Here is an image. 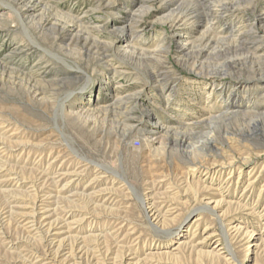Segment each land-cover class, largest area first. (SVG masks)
<instances>
[{
  "label": "rangeland",
  "instance_id": "1",
  "mask_svg": "<svg viewBox=\"0 0 264 264\" xmlns=\"http://www.w3.org/2000/svg\"><path fill=\"white\" fill-rule=\"evenodd\" d=\"M162 1L0 0V264H264V0L202 56Z\"/></svg>",
  "mask_w": 264,
  "mask_h": 264
},
{
  "label": "bare ground",
  "instance_id": "2",
  "mask_svg": "<svg viewBox=\"0 0 264 264\" xmlns=\"http://www.w3.org/2000/svg\"><path fill=\"white\" fill-rule=\"evenodd\" d=\"M15 1L20 2L21 6L23 5V7H25V8H29V6L31 4H33L32 3L33 0H15ZM154 1H157V0H154ZM158 1H160V0H158ZM199 1H201L200 4L202 6L201 5L200 6H201L202 11L197 13V14H196V12H192V13L187 12L186 14L185 13H178L181 6H179L177 11H175V9L171 10L173 13V15H172V23L173 24L172 25H175L174 27H177V29L173 33H174V36L177 38L174 40H177V42H176L177 47L176 48L179 51L178 53L184 52V51L188 52V51H192L194 49H197V55L202 56L204 54V50L209 48L208 46L210 45V43H213L212 41L214 39H216V44L218 45V43L220 42V40H219L220 38L218 39L217 36L216 37L214 36L215 37L214 38L210 32L213 31V33H214V30H216V28L213 27L214 24L216 23V21H218V20L220 21L221 19H227V17L230 18V20H229L231 22L230 27L234 28V30H235L233 35L230 37L231 39H228L229 44L231 46L233 45V46H236L237 48H239L240 46L244 47L246 45V42L249 39H252L250 34L251 33L254 34V31L257 33V31H256L257 28L249 26L248 24L246 25V22H247L246 19H248L250 15H248L245 12H242L243 11L242 9H241L242 11L237 10V8L235 6L229 7L228 6L229 4L227 2L224 3L226 0H223V1L222 0H199ZM176 2H178V1L177 0H163L162 2H160V4L165 5L167 7V9L168 8L171 9L173 6L176 5L175 4ZM135 12L138 13L137 10L134 12L130 11V14L125 16L124 24L115 25L114 23H112V24L109 23V25L103 27V30H107V31L111 32L112 34H114L116 36V38L123 39L124 44L128 47L130 52L134 51V49L132 47V42L134 39L128 38L126 35V32H127V30H130V28L134 24H136L135 23V17H137V14ZM252 12L255 14V12L253 10H252ZM27 13H28V10L25 11V15ZM227 14H229V15H227ZM186 23H189V25L191 27L187 26ZM200 25H202V28H203L202 30H204V32L202 33V36L201 37L192 36L193 34H195V32H199V26ZM182 26L184 28H181ZM130 32H131V30H130ZM248 35H250V37H247ZM228 37H229V35H228ZM188 40H190V42ZM223 41H225V40L223 39ZM214 42H215V40H214ZM242 47H241V49H242ZM124 52H126V51H124ZM193 52H195V51H193ZM215 75L222 76V75L217 74V73H211L212 77ZM138 103H139V101L136 100L135 98L128 99V104L135 105ZM228 106L230 107V109L225 114H230V113L231 114H237L236 112L241 111V109H246V107L241 102H238V101L236 103L234 102L232 104H229ZM229 111H231V112H229ZM147 123H148V126L150 125L149 126V128L151 130L150 132L154 136L160 135V134L164 133L165 131H167V129L168 130L170 129V128H168L170 126H164L162 123H159L153 116H150ZM138 127H140V126H138ZM220 169L223 170V167H220ZM193 173H194V170H193ZM149 211L147 214H148L149 218L152 219L154 214H150L151 211L150 212ZM234 228L237 229V227H234ZM262 234H264L263 231H262ZM252 235L256 236V234L254 235V233ZM181 236H183V235L179 234L177 237L179 238ZM263 237H261V239H260L261 241H264L262 239ZM216 250H217V248H216ZM221 251H222V249L218 250V252H221ZM220 254H222V253H220ZM216 255L218 256V254H215V256Z\"/></svg>",
  "mask_w": 264,
  "mask_h": 264
}]
</instances>
